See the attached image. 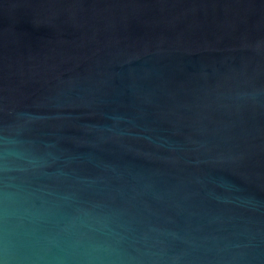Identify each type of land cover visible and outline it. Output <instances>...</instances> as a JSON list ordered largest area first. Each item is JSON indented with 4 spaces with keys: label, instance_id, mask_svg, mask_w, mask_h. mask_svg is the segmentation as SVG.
Returning a JSON list of instances; mask_svg holds the SVG:
<instances>
[{
    "label": "water",
    "instance_id": "water-1",
    "mask_svg": "<svg viewBox=\"0 0 264 264\" xmlns=\"http://www.w3.org/2000/svg\"><path fill=\"white\" fill-rule=\"evenodd\" d=\"M0 264H264V0H0Z\"/></svg>",
    "mask_w": 264,
    "mask_h": 264
}]
</instances>
